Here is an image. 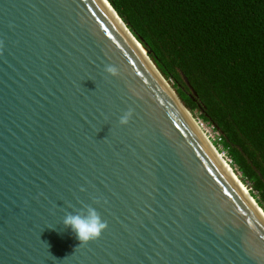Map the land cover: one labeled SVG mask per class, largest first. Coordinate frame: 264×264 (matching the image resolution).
<instances>
[{
    "label": "water",
    "instance_id": "1",
    "mask_svg": "<svg viewBox=\"0 0 264 264\" xmlns=\"http://www.w3.org/2000/svg\"><path fill=\"white\" fill-rule=\"evenodd\" d=\"M106 1L153 68L101 0H0V264H264V219Z\"/></svg>",
    "mask_w": 264,
    "mask_h": 264
},
{
    "label": "trees",
    "instance_id": "2",
    "mask_svg": "<svg viewBox=\"0 0 264 264\" xmlns=\"http://www.w3.org/2000/svg\"><path fill=\"white\" fill-rule=\"evenodd\" d=\"M108 1L264 211V0Z\"/></svg>",
    "mask_w": 264,
    "mask_h": 264
},
{
    "label": "clouds",
    "instance_id": "3",
    "mask_svg": "<svg viewBox=\"0 0 264 264\" xmlns=\"http://www.w3.org/2000/svg\"><path fill=\"white\" fill-rule=\"evenodd\" d=\"M106 71L112 75L118 73V70L112 65L107 66ZM127 120L128 114H125L121 117L120 122L127 123ZM63 224L72 230L79 245L98 238L102 230L106 228V222L101 220L99 213L91 206L86 207V214H66Z\"/></svg>",
    "mask_w": 264,
    "mask_h": 264
},
{
    "label": "bare ground",
    "instance_id": "4",
    "mask_svg": "<svg viewBox=\"0 0 264 264\" xmlns=\"http://www.w3.org/2000/svg\"><path fill=\"white\" fill-rule=\"evenodd\" d=\"M101 2L104 4V6L107 8V10L110 12V14L116 20V22L118 23V25L121 27V29L124 31V33L127 35V37L130 39V41L133 43V45L136 47V49L141 54V56L144 58V60L153 68V65L149 61V59H148V57L146 55L145 50L142 47L138 46L137 44H135L133 42V40L131 39V36L126 32V29L124 28V26L120 22L119 18L117 16H115V12L113 11V9H111V7L108 4V2L106 0H101ZM161 81H162V83L164 85L167 86V88L169 87V85L167 84V82L163 78L161 79ZM180 106H181V104H180ZM182 108H183V106H182ZM183 109H185L184 112H185L187 118L190 120V122L193 124V126L196 128V130L199 132V134L202 136V138L205 140V142L208 144V146L214 152V154L219 159V161L221 162V164L224 166V168L226 169V171L229 173V175L231 176V178L234 180V182L237 184V186L239 187V189L242 191V193L244 194V196L247 198V200L250 202V204L255 208V210L259 213V215L264 219V214L257 207L256 203L252 200V197H250L249 191L247 190V188L244 185V183L238 178V176L234 172L231 164L222 156V154L218 150H216L215 146L207 138L206 134L203 132V130L201 129V127L200 126H199L200 128L198 127V125H197V123H196V121L194 119L195 117L193 118V116H191V114L189 113V111L186 108H183Z\"/></svg>",
    "mask_w": 264,
    "mask_h": 264
},
{
    "label": "built area",
    "instance_id": "5",
    "mask_svg": "<svg viewBox=\"0 0 264 264\" xmlns=\"http://www.w3.org/2000/svg\"><path fill=\"white\" fill-rule=\"evenodd\" d=\"M197 124L201 127V129L203 130V132L206 134L207 138L210 140L212 139V142L215 141L216 144H214L216 150H220L219 152L222 154V156L229 162L232 163L231 158L226 154V152L224 151V149H222L221 144H220V134L219 131L214 127V125L212 123H209L207 121H204L203 119L196 118L195 119ZM211 141V140H210ZM220 147V148H219Z\"/></svg>",
    "mask_w": 264,
    "mask_h": 264
},
{
    "label": "rangeland",
    "instance_id": "6",
    "mask_svg": "<svg viewBox=\"0 0 264 264\" xmlns=\"http://www.w3.org/2000/svg\"><path fill=\"white\" fill-rule=\"evenodd\" d=\"M171 86V85H170ZM173 89V88H172ZM190 111V110H189ZM190 113H191V111H190ZM192 114V113H191ZM192 116V115H191ZM194 117H195V119L196 118H199V116H195V115H193ZM200 119H202V118H200ZM211 140V142H212V139H210ZM214 142V144H216L215 143V141H213ZM212 142V143H213ZM213 144V145H214ZM221 150V149H220ZM219 150V151H220ZM224 151H225V149H224ZM226 152V151H225ZM231 164V166H232V168H233V170H234V172L239 176V178L241 179V177H240V171H238L236 168H235V166H234V164L233 163H230ZM242 180V182L244 183V185L246 186V188H247V190L249 191V193L252 195V196H254V193H255V190H253L252 189V187H251V183L249 182V181H244L243 179H241ZM255 198V197H254Z\"/></svg>",
    "mask_w": 264,
    "mask_h": 264
}]
</instances>
